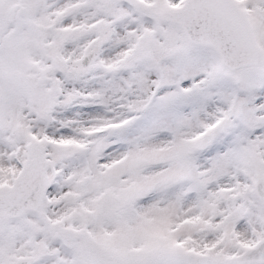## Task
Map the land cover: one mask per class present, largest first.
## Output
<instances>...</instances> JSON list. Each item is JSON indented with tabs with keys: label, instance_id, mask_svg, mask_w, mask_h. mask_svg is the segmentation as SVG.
<instances>
[{
	"label": "snow or ice",
	"instance_id": "snow-or-ice-1",
	"mask_svg": "<svg viewBox=\"0 0 264 264\" xmlns=\"http://www.w3.org/2000/svg\"><path fill=\"white\" fill-rule=\"evenodd\" d=\"M0 264H264V0H0Z\"/></svg>",
	"mask_w": 264,
	"mask_h": 264
}]
</instances>
